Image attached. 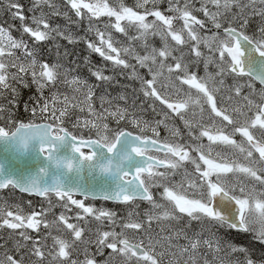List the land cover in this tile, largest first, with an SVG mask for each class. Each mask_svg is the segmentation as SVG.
I'll return each mask as SVG.
<instances>
[{
	"label": "snow or ice",
	"instance_id": "6c2138e0",
	"mask_svg": "<svg viewBox=\"0 0 264 264\" xmlns=\"http://www.w3.org/2000/svg\"><path fill=\"white\" fill-rule=\"evenodd\" d=\"M0 12V264H264V0Z\"/></svg>",
	"mask_w": 264,
	"mask_h": 264
},
{
	"label": "trees",
	"instance_id": "16d2710c",
	"mask_svg": "<svg viewBox=\"0 0 264 264\" xmlns=\"http://www.w3.org/2000/svg\"><path fill=\"white\" fill-rule=\"evenodd\" d=\"M61 1V0H60ZM24 3H28V0H23ZM59 2V1H58ZM57 2V3H58ZM8 19V16L6 13L4 12H0V22H3L4 20ZM72 31L73 32H76L77 29H73L72 28ZM60 43L67 47L68 51L69 52H72V53H75L74 56H71L69 57V59H72V60H76L77 63L80 64V68L78 69V71L84 75L85 77H88V72H87V68L85 67V65L82 63V60H83V57L85 56H88L91 60V63L94 64V65H97V66H104V61L96 54L94 53H89L86 49V46L81 42L79 44H75V45H69L67 44V41H60ZM108 74H112L111 73V68L109 66V70H108ZM118 79H121V83H126L122 78L118 77ZM90 83L91 82H94V80H91L89 81ZM127 83H130V82H127ZM133 87L135 85H132ZM108 91L112 92L113 95H115V91H113V89H108ZM129 93L131 92V88L128 89ZM248 240L246 239H242V242L244 244L247 243Z\"/></svg>",
	"mask_w": 264,
	"mask_h": 264
},
{
	"label": "bare ground",
	"instance_id": "6f19581e",
	"mask_svg": "<svg viewBox=\"0 0 264 264\" xmlns=\"http://www.w3.org/2000/svg\"><path fill=\"white\" fill-rule=\"evenodd\" d=\"M73 29H76L74 26L72 27ZM246 240H248V239H246ZM249 243V241H247V243L246 244H248ZM259 245H256V251H257V254H259Z\"/></svg>",
	"mask_w": 264,
	"mask_h": 264
},
{
	"label": "rangeland",
	"instance_id": "374dc122",
	"mask_svg": "<svg viewBox=\"0 0 264 264\" xmlns=\"http://www.w3.org/2000/svg\"><path fill=\"white\" fill-rule=\"evenodd\" d=\"M61 1L59 0V2L58 3H60ZM128 2H131V0H128Z\"/></svg>",
	"mask_w": 264,
	"mask_h": 264
},
{
	"label": "flooded vegetation",
	"instance_id": "af4514ba",
	"mask_svg": "<svg viewBox=\"0 0 264 264\" xmlns=\"http://www.w3.org/2000/svg\"><path fill=\"white\" fill-rule=\"evenodd\" d=\"M58 2V1H57Z\"/></svg>",
	"mask_w": 264,
	"mask_h": 264
}]
</instances>
